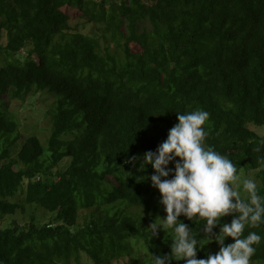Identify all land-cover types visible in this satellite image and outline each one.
Here are the masks:
<instances>
[{"label": "trees", "instance_id": "16d2710c", "mask_svg": "<svg viewBox=\"0 0 264 264\" xmlns=\"http://www.w3.org/2000/svg\"><path fill=\"white\" fill-rule=\"evenodd\" d=\"M67 6L105 23L101 37L73 31ZM3 34L0 50L11 59L0 65V213L31 204L56 218L2 223L0 264H112L126 255L136 259L128 264H151V253L170 254L171 237L162 228L152 236L147 225L166 216L154 169L141 171L129 157L156 150L177 111L206 110L205 145L237 173L257 171L264 194V136L250 127L264 126V0H0ZM22 48L27 55L15 57ZM40 90L58 96L46 145L39 135L22 140L20 120L2 99ZM69 132L72 139L62 137ZM25 181L24 200H12ZM178 219L206 235L203 221ZM249 231L262 237L250 264H262L264 224L243 235ZM219 247L214 238L198 245L197 258Z\"/></svg>", "mask_w": 264, "mask_h": 264}, {"label": "clouds", "instance_id": "9594fccd", "mask_svg": "<svg viewBox=\"0 0 264 264\" xmlns=\"http://www.w3.org/2000/svg\"><path fill=\"white\" fill-rule=\"evenodd\" d=\"M177 117L178 122L156 150H148L142 157H129L134 166L140 160L141 171L152 166L150 180L161 193L159 202L166 216L160 217L159 222L154 220L151 235L162 228L172 239L170 254L151 253V264H171L173 259L183 260L184 264H250L255 245L262 237L255 231L243 233L246 227L264 224V194L255 179L237 175V166L230 158L205 145L204 125L209 117L206 110L177 111ZM170 162H174V168L168 167ZM232 213L235 215L231 221L223 223L219 233H215L213 227L221 224L220 218ZM181 214L197 223L203 221L206 235L181 222ZM229 236L234 241L225 244ZM213 238L220 245L219 251L198 259L197 246L202 247Z\"/></svg>", "mask_w": 264, "mask_h": 264}, {"label": "rangeland", "instance_id": "374dc122", "mask_svg": "<svg viewBox=\"0 0 264 264\" xmlns=\"http://www.w3.org/2000/svg\"><path fill=\"white\" fill-rule=\"evenodd\" d=\"M110 1H117L120 0H110ZM65 11L70 15L71 17V26L72 30H79L85 33L92 34L94 36L101 37L102 33L104 32L105 23H92L90 21H86L84 18L80 16L79 10L76 8H72L70 6H67L64 8ZM7 41L6 35H2L0 39V44H5ZM110 50L115 51V44L112 42L109 44ZM103 50H105L103 48ZM28 51L25 48L20 49L19 52H16L14 55L15 57H24L25 54L27 55ZM11 58L3 51L0 50V65H4L7 63ZM57 94L54 92H47L45 90H40L37 93L29 94L24 100L18 99V98H11L8 94H3L2 99L4 101H7L9 103L10 109L15 113L16 116H18L21 128L23 129L22 140H25L29 134L32 135H39L43 143L47 144V139L49 135L52 132V123L50 114L48 113V109L51 107L54 100L57 98ZM250 127L254 129L258 134L261 136H264V126L260 125H254L251 124ZM75 133H66L62 137L65 139H72L74 137ZM64 166L70 162V158H68L66 161L64 160ZM257 171L255 170H244L241 169L237 175L241 177V179L245 177H250L255 179L258 183L260 182L259 179L255 176ZM26 183L23 184L21 189L14 195L11 199L15 201H21L24 200L25 192H26ZM27 209L26 211H18L14 215L12 214H4L2 217V213H0V227L5 226L4 223L11 221L13 218L17 219L20 223H24L31 219V217H35L37 220V223L42 224L44 222H48L50 219L55 220L56 218V212L47 210L46 208L42 207L41 205H26ZM100 207H98L99 210ZM130 210L134 211V208L131 207ZM91 209H83L80 216H79V222H83L86 219L90 218L91 215ZM146 214L145 212H143ZM152 222L149 220L147 221V225L151 226ZM135 253V252H133ZM132 255V254H131ZM137 256H140V258L143 259L144 255L146 254V251L144 249L137 251ZM131 258V259H130ZM133 256L126 255L124 257H120L118 260H113L112 264H128L130 260L136 261V259H133ZM75 264V263H73ZM251 264H255L254 262ZM259 264V263H256ZM264 264V263H262Z\"/></svg>", "mask_w": 264, "mask_h": 264}]
</instances>
